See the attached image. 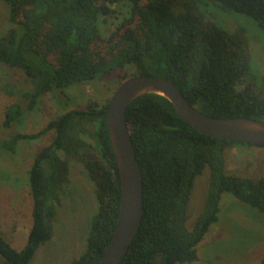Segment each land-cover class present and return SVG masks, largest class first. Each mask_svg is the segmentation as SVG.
Listing matches in <instances>:
<instances>
[{
    "label": "trees",
    "instance_id": "1",
    "mask_svg": "<svg viewBox=\"0 0 264 264\" xmlns=\"http://www.w3.org/2000/svg\"><path fill=\"white\" fill-rule=\"evenodd\" d=\"M12 26L0 35V62L22 71L31 88L23 92L32 108L41 95L91 81L115 70L170 80L203 114L264 120V89L250 72L244 29L228 31L202 12L204 0H2ZM226 11L252 18L264 32V0H211ZM127 3L129 13L103 36L100 14ZM119 81V83H120ZM109 97L94 98L50 119L33 133L0 138L14 151L20 140L49 131L48 144L29 168L32 224L21 249L0 233V264H28L53 232L64 198H74L69 174L77 160L93 184L96 210L89 216L85 248L71 264H96L114 231L120 183L105 113ZM23 114L9 104L1 125ZM126 124L142 175L143 212L138 231L119 264H177L198 259L197 244L219 218L224 192L264 214V176L225 171L229 145L194 129L162 95L145 93L126 108ZM252 145V144H248ZM264 146V145H258ZM208 168L203 208L187 229V207L195 178ZM259 264H264V250Z\"/></svg>",
    "mask_w": 264,
    "mask_h": 264
},
{
    "label": "rangeland",
    "instance_id": "2",
    "mask_svg": "<svg viewBox=\"0 0 264 264\" xmlns=\"http://www.w3.org/2000/svg\"><path fill=\"white\" fill-rule=\"evenodd\" d=\"M204 4L205 18L228 31L244 29L250 72L257 85L264 89V32L244 14L226 11L211 0H204ZM110 8L114 12L98 17V28L103 36L109 35L129 13L127 3L111 4ZM8 16L9 7L0 0V35L12 26ZM124 71L129 73L131 69H118L91 81L54 89L41 95L29 108V101L23 96V92L31 88L29 79L17 68L0 62V138H8L15 132H36L50 119L84 105L89 98L104 102L112 95ZM14 102L22 106L23 114L9 127H4L1 121L5 109ZM53 133L51 130L36 139L20 140L12 152L0 148V232L15 249L23 247L32 224L29 168L35 153L50 142ZM224 159L227 173L253 178L264 176V146L229 145ZM69 177L76 187L74 198L63 199L53 221L51 238L39 246L28 264H71L85 248L89 218L96 210L93 184L77 160L70 164ZM207 184L208 168H205L194 180L185 220L187 229H192L203 208ZM263 250L264 214L224 192L218 221L197 244L198 259L177 264H259Z\"/></svg>",
    "mask_w": 264,
    "mask_h": 264
},
{
    "label": "water",
    "instance_id": "3",
    "mask_svg": "<svg viewBox=\"0 0 264 264\" xmlns=\"http://www.w3.org/2000/svg\"><path fill=\"white\" fill-rule=\"evenodd\" d=\"M145 93L164 96L183 120L203 134L228 141L264 145V120L203 114L187 101L175 84L161 76L133 74L121 80L109 98L105 113L106 128L119 175L120 203L114 231L96 264H119L141 222L142 175L125 113L130 102Z\"/></svg>",
    "mask_w": 264,
    "mask_h": 264
},
{
    "label": "crops",
    "instance_id": "4",
    "mask_svg": "<svg viewBox=\"0 0 264 264\" xmlns=\"http://www.w3.org/2000/svg\"><path fill=\"white\" fill-rule=\"evenodd\" d=\"M1 233V232H0ZM2 234V233H1Z\"/></svg>",
    "mask_w": 264,
    "mask_h": 264
}]
</instances>
